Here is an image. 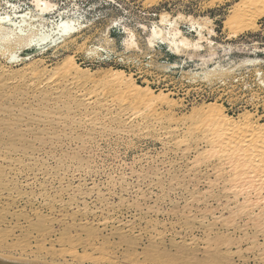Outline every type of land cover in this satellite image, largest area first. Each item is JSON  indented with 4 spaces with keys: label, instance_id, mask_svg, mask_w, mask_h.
<instances>
[{
    "label": "rangeland",
    "instance_id": "374dc122",
    "mask_svg": "<svg viewBox=\"0 0 264 264\" xmlns=\"http://www.w3.org/2000/svg\"><path fill=\"white\" fill-rule=\"evenodd\" d=\"M42 1L0 0V259L264 264V0Z\"/></svg>",
    "mask_w": 264,
    "mask_h": 264
},
{
    "label": "bare ground",
    "instance_id": "6f19581e",
    "mask_svg": "<svg viewBox=\"0 0 264 264\" xmlns=\"http://www.w3.org/2000/svg\"><path fill=\"white\" fill-rule=\"evenodd\" d=\"M36 1V5L38 4L39 5V3H42V7H41V9L40 10H44V11H48L49 10V8H50V5H49V3H47L46 1H42V0H35ZM239 2H241L242 0H238ZM248 1V0H247ZM263 9H264V6H263ZM240 10V9H239ZM261 10V9H260ZM260 12V11H259ZM262 13H263V10L261 11ZM251 13V12H250ZM236 14H238V13H236ZM264 14V13H263ZM234 16H235V14H234ZM239 18V17H238ZM253 19V18H252ZM26 21V20H25ZM23 23H24V18H23ZM22 23V24H23ZM27 24V23H26ZM57 28V29H56ZM55 29H56V31L55 32H57L60 36H65V35H68V34H70L71 33V31H72V22H70V21H65V22H62V23H60L57 27H56ZM57 34V35H58ZM59 38H61V37H59ZM58 38V39H59ZM14 43V42H13ZM185 45V46H188L189 44L187 43V41L184 39V38H182V39H180L179 41H178V46L179 45ZM6 46V45H5ZM15 46V45H14ZM8 47V46H7ZM7 47H5V48H7ZM9 48H10V46H9ZM13 51V50H12ZM69 66V65H68ZM67 71V70H66ZM64 79V78H63ZM145 104V103H144ZM147 105V104H146ZM138 112V111H137ZM222 120H226V116H222L221 115V119H220V122L222 121ZM223 122V121H222ZM221 122V123H222ZM215 128V134H214V132H213V138L215 139L214 141H216V142H218L219 143V145L220 146H222V147H225V146H227L228 144H230L231 142L234 144L233 145V147H232V151L230 150V152H231V154L233 153V154H237L238 156H241L242 157V155L244 154L243 153V151L241 152L240 151V149L238 148V140L237 139H235L234 138V140L233 141H231L229 138H227L226 136H223L224 134H225V132L224 131H226V129H224V127H214ZM223 128V129H222ZM231 130V129H230ZM252 130V129H251ZM249 131V133L247 134L246 132L247 131H245V133L247 134V135H249L250 136V138H254L256 135H258V133L257 132H252V131ZM232 131H233V129H232ZM239 131H243V130H239ZM237 132H238V130H237ZM236 132V133H237ZM224 133V134H223ZM242 133H244V131L242 132ZM256 133V134H255ZM223 134V135H222ZM234 134V133H233ZM238 134V133H237ZM241 134V133H240ZM243 135V134H242ZM245 135V134H244ZM249 136H247V137H249ZM212 138V139H213ZM237 138V137H236ZM256 138H258V140L256 139ZM256 138H254V139H256L258 142H255V143H257V146L258 147H260L261 148V146H262V144H263V146H262V148L264 147V139H263V137H259V136H256ZM209 139V138H208ZM249 139V138H248ZM253 139V140H254ZM252 140V139H251ZM217 143V144H218ZM252 143V142H251ZM215 144V143H214ZM216 148V147H215ZM218 148V147H217ZM228 149V148H227ZM239 149V150H238ZM237 150V152H233V151H236ZM212 151V150H211ZM221 151V150H220ZM219 151V152H220ZM240 151V152H239ZM227 152H229V151H227ZM218 153V152H217ZM211 154V153H210ZM221 154V153H220ZM219 154V155H220ZM236 155V156H237ZM211 156H213V155H211ZM244 156V155H243ZM231 157V156H230ZM234 157V156H233ZM235 158V157H234ZM236 167V166H235ZM252 167V166H251ZM262 170V169H261ZM262 172H264L263 170H262ZM259 173H261V172H255V174H253V175H247V176H244L243 178L246 180V182H248V184H247V186H249V183L251 184V183H255V182H257V175L259 174ZM261 176V175H260ZM244 180V181H245ZM245 183V182H244ZM258 184V183H257ZM256 184V185H257ZM259 185V184H258ZM254 189V188H253ZM20 262V261H19Z\"/></svg>",
    "mask_w": 264,
    "mask_h": 264
},
{
    "label": "water",
    "instance_id": "95a60500",
    "mask_svg": "<svg viewBox=\"0 0 264 264\" xmlns=\"http://www.w3.org/2000/svg\"><path fill=\"white\" fill-rule=\"evenodd\" d=\"M0 264H29V263L17 262V261H9V260L0 259Z\"/></svg>",
    "mask_w": 264,
    "mask_h": 264
}]
</instances>
